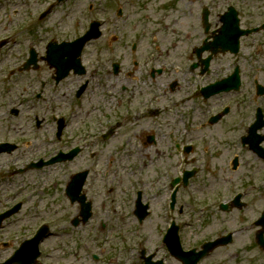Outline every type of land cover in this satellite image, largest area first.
Returning a JSON list of instances; mask_svg holds the SVG:
<instances>
[{"label": "rangeland", "instance_id": "rangeland-1", "mask_svg": "<svg viewBox=\"0 0 264 264\" xmlns=\"http://www.w3.org/2000/svg\"><path fill=\"white\" fill-rule=\"evenodd\" d=\"M52 1L0 0V37L7 36L10 30L16 33L7 36L0 45V140L18 143L12 152L0 154V175L4 178L0 182V195L7 191L4 197L0 196V212L21 201L19 208L14 209L11 217L5 219L0 227V260L9 256L21 242L12 237L18 235L21 239L30 236L35 225L46 223L51 233L43 240L44 248L41 250L44 254L39 258L45 264H110V259H115L118 264H143L140 256L142 248L146 255L154 253L165 264H180L170 257L160 242V233L167 225V216H164L170 192L167 175L181 172L184 156L171 153L166 143L157 139L159 155L149 147L151 157H141L134 155V151L126 150L135 141L133 137L130 141L124 138L103 141L100 134L110 126V108L114 102L108 93L114 91L116 97L124 95L120 92V84L125 78L123 74L117 78L110 74L112 64L116 63L119 69L126 70L130 67L128 58L133 54L139 60L141 69L149 67V64L159 67L169 63L172 64L169 69L173 71L165 67L166 73L168 70L175 76L176 70H179L187 79L188 53L191 45L200 42L197 38H202L200 26L193 32L191 14L196 15L200 3H206L204 0H63L53 4L51 12L45 17L40 19L36 16L38 10ZM127 1L130 4H126ZM227 3L237 9L242 23L254 24L264 20V0H227L223 6ZM89 4L93 6L91 10L88 9ZM119 6L122 14L117 15ZM216 9L219 11V6ZM214 17L211 10L210 20L215 21ZM93 19L101 23L98 29L100 36L90 40L82 52L83 63L92 74L84 96L79 101H72L65 95L70 93V85L56 89L48 87L49 91L44 93L59 106L55 114L70 115L72 109L89 111L77 119L71 118L68 129L73 132H69L73 140L63 138L61 142L53 131L56 123L49 121L51 108L48 103L39 100L35 106L39 113L30 108L31 99L39 92L40 80L49 78L48 65L38 60L36 72L33 69L18 71L17 68L26 60L30 47L38 56L44 55L45 45L50 39L72 40L81 35ZM189 33L194 40L187 39ZM133 43L136 44L134 51L131 50ZM262 48L263 51L255 55L258 68L262 70L257 73L260 82L264 81ZM241 52L248 57L256 52V48L244 47ZM151 54L161 56L151 57ZM150 58L155 61H150ZM242 64L243 67L252 65L251 59L242 60ZM128 87L131 89L132 86ZM226 100L232 101L231 96L224 98ZM13 108L19 110L18 115L11 114ZM33 115H38L39 125H36ZM7 129L11 130V134L6 133ZM79 141L86 142L87 146L73 160L25 169L29 163H36L41 158L47 161L60 149ZM251 156L248 153V157ZM143 164L147 167H142ZM19 169L23 171L18 172ZM82 170L89 171L83 192L92 202L93 215L87 223L73 226L71 220L78 215L80 207L77 202L71 203L65 195L64 181L71 173ZM237 171V174L233 173V179L238 181L236 185L239 186L245 170ZM104 173H107V178H103ZM202 176L211 186L202 191L198 202H193L189 188L180 190L182 199L179 198V201L188 211L176 216L178 219L174 221L180 225V239L186 248L198 246L203 240L215 238L219 232L232 228L228 226L232 215L221 217L212 214L218 212V199L212 194L213 187L221 192L223 185L209 173L200 174ZM230 184L232 182L224 187L228 188ZM110 186L113 187L111 195ZM136 189L143 190L144 195L147 193L145 200L151 210L140 225L132 214V197ZM9 193L16 195L13 201L8 199ZM254 196H258V191ZM203 201H207V205L204 211H199ZM255 203L259 209L264 207L260 199ZM213 222L215 226L210 227ZM101 223L103 228H100ZM122 232L125 236L121 235ZM6 238L10 241L6 242ZM233 238V244L218 249L200 264H212V261L217 264H264V250L259 246L258 249L248 247L251 244L250 232L241 230ZM93 253L98 256L97 260L91 259Z\"/></svg>", "mask_w": 264, "mask_h": 264}, {"label": "flooded vegetation", "instance_id": "flooded-vegetation-1", "mask_svg": "<svg viewBox=\"0 0 264 264\" xmlns=\"http://www.w3.org/2000/svg\"><path fill=\"white\" fill-rule=\"evenodd\" d=\"M226 1L204 0L206 4L200 3V10L196 15L191 14L193 32L200 26L202 38L196 37L200 42L197 45H191L188 53L189 58L185 69L188 74L187 79L183 76L184 73L179 70H176L178 72L172 76L170 71L173 69H169L172 68V64L169 63L161 64L162 66L159 67L149 64V67L147 65V68L141 69L139 60L134 58L133 54L128 58L130 67L126 70L119 69L116 63L112 64L110 74L115 78L123 74L125 79L120 84V92L124 94L123 96L116 97L117 95L113 94L114 91L110 92V99L114 102L110 108V140L124 138L126 141H130L133 137L135 141L130 143L128 146L130 148L126 150L134 151V155L150 158L149 147H152L155 154L160 152L156 142L159 139L160 143H166L167 149L171 153L184 156L181 172L177 174L173 172L171 178L168 179L170 192L166 203L170 213L167 210L166 216H170L169 220L177 219L176 215L188 211L184 203L179 201V198L182 199L180 190L188 186L192 195L196 199H200L199 195L202 194V191L208 190L211 186L205 182L203 176L200 177V174L209 173L211 177L218 180L219 184L223 185L221 192H217L216 187H213L212 194L219 202L216 205L218 212L212 214L221 213V217L232 215L228 224V226H232L231 230L223 229L225 231L219 232L218 235L230 234V239L233 241L235 240L234 234L246 230L250 232L251 244L248 247L258 249L256 235L260 227L259 219L260 217L264 218V207L259 209L255 203L258 199L264 202V81L260 82L258 79L257 73L259 74L262 70L258 68L259 62L255 55L263 51L264 31L260 29L253 34L241 37L237 52L221 51V46L218 47L216 39L225 23L223 18H229L231 26L229 44H233L236 36L235 16L239 19V28L243 29L252 28L253 25H255L253 27H259L263 22L242 23L235 7L232 10L234 15L232 12L227 14L228 3L223 6ZM126 4H130V1H127ZM218 6L219 11L216 9ZM211 10L214 11L215 21L210 20ZM121 12L122 8L119 6L116 14L120 15ZM164 17L168 18L167 15ZM187 39L194 40L195 38H191L189 33ZM255 40L261 42L255 47L256 52L251 53L248 57L244 56L241 50L244 47L250 48V43ZM131 50L134 51L136 48ZM153 55L151 54V57ZM45 56L46 54L37 55V60H44ZM154 56L160 57L161 55ZM150 59V61H155L153 58ZM249 59H251L252 65L248 64L243 67L242 60ZM83 65L84 71L81 74L70 72L58 80L55 69L48 65L49 78L40 80L39 92L34 94V98L31 99L30 108L35 109L39 100L47 102L51 108V104L55 103L54 100L44 95L46 90L49 91L48 87L56 89L63 85L66 87L70 85V93L67 91L68 94L65 93V95H68L74 102L79 101L87 91L89 76L92 75L86 68V64L83 63ZM165 67L170 71L167 70L166 73ZM33 70L36 72V69ZM236 70L239 75L237 84L236 76H232ZM170 76L171 79H169ZM79 79L81 80L79 81ZM128 86H132L131 89ZM228 95L231 96L232 101H224ZM88 112V110L75 111L72 109L70 115L63 113L61 135L70 124L68 117L77 119L83 113L88 114ZM18 113L17 108L11 110V114L14 116ZM52 119L55 121V117ZM34 120H36V125L40 124L38 118L35 117ZM10 129H7V134H11ZM1 143L16 142L0 140ZM16 144L17 148L18 143ZM8 146L6 145L5 148L7 149ZM4 152H0V154ZM248 153L252 155L250 158ZM239 169L245 170L246 174H243L238 186L236 185L238 181L233 179V173L237 174ZM184 173H187L188 179L186 186L180 180ZM1 181H4V178L0 175ZM228 182H232V184L228 188L224 187ZM256 191H258V196H254ZM4 192L0 196L4 197V194H7V191ZM228 192L229 194H227ZM10 195L9 193L8 199L11 197ZM138 198L140 202L149 207L143 192L135 190L132 197V214L137 218L139 215L135 209ZM207 201H203L202 204ZM200 208H198L199 211L202 210ZM246 210H248L247 214ZM150 214L151 211L148 210L144 219ZM223 222L225 228L226 223ZM214 226L215 222L210 224V227ZM218 235L217 237H219ZM228 245L231 244L226 243L215 247L206 258L211 257L218 249L227 248ZM144 255L145 251L141 249L140 256L143 264H146ZM157 260L153 253L152 260L149 262L154 263ZM174 260L178 262L176 258ZM217 263L212 261V264ZM110 264H118V262L115 259H110ZM163 264H165L164 261Z\"/></svg>", "mask_w": 264, "mask_h": 264}, {"label": "water", "instance_id": "water-1", "mask_svg": "<svg viewBox=\"0 0 264 264\" xmlns=\"http://www.w3.org/2000/svg\"><path fill=\"white\" fill-rule=\"evenodd\" d=\"M93 32L86 34L84 37L79 38L78 40H75L72 43H62L59 45H49L47 48V56H46V60L53 66L56 67L57 69V74L63 73V68L65 64L70 63V61H75L77 62L78 65V61H77V56L80 53V50L82 48V46L84 45V43L86 42L87 39H89L90 37H93ZM96 36V35H95ZM223 38V36H222ZM222 40L224 39H220L219 43H222ZM67 57L66 59L64 57ZM72 66H67L66 70L69 69ZM74 193L70 192L71 198L72 199H76L78 198L81 202L82 205V213H86L85 214V219L87 217V213H88V209H89V205L84 204V197H77V191H73ZM69 193V190H68ZM44 231L42 230L35 238L34 240H32V243H34V245L37 244L38 238L41 237L43 235ZM168 244L170 246V249L172 251V253L174 255H176L178 258L183 259L185 261L186 264H190L189 260L187 259V256L192 254V252L190 254H183L180 253L179 251H176L172 248L171 245V236L167 239ZM211 247V246H210ZM209 247V248H210ZM205 251H201L199 253L193 254L195 257H193V261L195 262L199 257H201V255L204 254ZM29 263V262H28ZM27 263V264H28Z\"/></svg>", "mask_w": 264, "mask_h": 264}]
</instances>
